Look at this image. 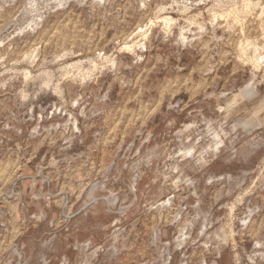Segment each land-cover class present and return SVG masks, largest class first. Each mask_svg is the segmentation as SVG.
<instances>
[{
	"label": "rangeland",
	"instance_id": "1",
	"mask_svg": "<svg viewBox=\"0 0 264 264\" xmlns=\"http://www.w3.org/2000/svg\"><path fill=\"white\" fill-rule=\"evenodd\" d=\"M26 176L0 264H264V0H0V233Z\"/></svg>",
	"mask_w": 264,
	"mask_h": 264
},
{
	"label": "crops",
	"instance_id": "2",
	"mask_svg": "<svg viewBox=\"0 0 264 264\" xmlns=\"http://www.w3.org/2000/svg\"><path fill=\"white\" fill-rule=\"evenodd\" d=\"M24 176V175H23ZM27 180L24 181L23 185L19 188L18 197L14 200H9L6 203H2L5 210H7L9 218L7 220L8 227L6 229H2L0 233V245L8 247L9 244L15 241V238L20 235L21 233L28 232L32 226H39L45 225L42 220L39 222H34L33 218H28L19 207V197L24 196H32V195H42V187L39 189H34L33 186L30 184L29 176H26ZM31 178V177H30ZM55 183L53 184V188L55 191L59 192V172H55ZM5 186L0 185V195L4 194ZM31 205L29 208V212L31 214H37L38 211L48 210V205L44 202H36L31 200ZM55 206L57 205L56 202L53 203ZM52 213H49L48 216H51ZM30 219V220H29Z\"/></svg>",
	"mask_w": 264,
	"mask_h": 264
},
{
	"label": "clouds",
	"instance_id": "3",
	"mask_svg": "<svg viewBox=\"0 0 264 264\" xmlns=\"http://www.w3.org/2000/svg\"><path fill=\"white\" fill-rule=\"evenodd\" d=\"M200 131H203V130L201 129ZM232 132H235V126L232 127ZM219 134L220 135H223V136H225L227 138V136L223 132V129L222 128L219 130ZM58 264H68V262L65 259H63V258L60 257L59 260H58Z\"/></svg>",
	"mask_w": 264,
	"mask_h": 264
}]
</instances>
